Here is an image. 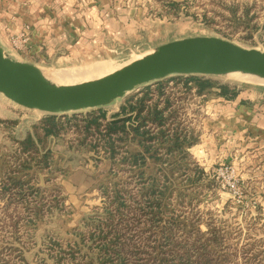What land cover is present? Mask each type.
<instances>
[{"label": "rangeland", "instance_id": "374dc122", "mask_svg": "<svg viewBox=\"0 0 264 264\" xmlns=\"http://www.w3.org/2000/svg\"><path fill=\"white\" fill-rule=\"evenodd\" d=\"M193 36H215L264 50V0H0V44L11 57L37 65L53 81L61 73L69 75L98 65L105 67L104 75L159 45ZM93 74L62 83L103 76ZM188 77L170 76L135 89L105 108L107 118L112 119L149 87L156 96V86L164 83L172 101L168 111L176 109L177 114L170 127L182 129L193 141L186 149L187 169L179 152L169 158L168 167L148 158L139 170L151 176L167 171L170 176L163 221H172L175 213L172 229L183 240L201 238L205 242L213 234L222 237L219 250L227 259L224 264H264V161L258 135L248 130L245 139H239V133L228 132L226 125L232 121L226 118V108L233 105L221 100L218 87L200 94L192 82V89L186 90L183 81L177 80L185 82ZM210 78L217 85L228 84L246 92L243 99L254 101L246 104L248 108L260 102L264 105L263 80L231 74ZM253 94L260 98L253 99ZM5 99L0 101V264H102V249L97 246L101 238L90 240V234L100 233L114 191L141 195L134 170L122 161L112 162L100 145L96 152L78 143L83 132L74 126L65 130L64 138L49 136L43 149L35 127L45 114L28 112ZM6 103L12 107L9 112ZM97 111L86 109L58 118H85ZM127 124L131 127L133 123ZM29 135L41 154L50 149L55 160L50 169L36 164L37 160L23 170L46 187L43 194L30 195L26 203L3 189L1 175L20 163L18 141ZM234 139L241 151H237L238 157L222 148ZM129 144L130 152L141 149L136 142ZM179 171H188L196 182H189ZM39 202H45V209L34 224L29 223V209ZM124 209L133 225L146 218L136 207ZM142 224L137 227H144Z\"/></svg>", "mask_w": 264, "mask_h": 264}, {"label": "trees", "instance_id": "16d2710c", "mask_svg": "<svg viewBox=\"0 0 264 264\" xmlns=\"http://www.w3.org/2000/svg\"><path fill=\"white\" fill-rule=\"evenodd\" d=\"M185 80L177 81H183L186 90L192 89L193 82L200 94L218 87V95L221 97L231 98L237 95V88H232L228 84L217 85L210 77L190 76ZM156 88L158 90L156 96L152 95L153 88H147L140 97L131 99L123 105L112 119H108L106 111L102 109L92 112L85 118L74 116L72 117L74 119L68 117L61 119L51 115L35 127V134L43 149H46L44 147L49 136L64 138L65 130L74 126L83 132L78 143H84L85 147L90 146V149L96 152H99L100 145V148L105 150L104 156L109 157L112 162L122 161L132 171L134 170L133 177L140 186L141 195L135 197L119 190L114 191L110 204L105 207L106 218L102 219L100 233L97 236L94 233L90 234V240L101 238L97 246L102 249L100 256L102 264H224L227 259L224 254H220L222 250H219L223 245L222 237L213 234L214 236L207 238L205 242H201V238L183 240L172 229L176 223L172 221L177 218L175 213L171 215L172 221H163L161 214L167 208L168 199L165 195L171 187L167 171H157L155 176L147 175V171H139L141 167L147 165L149 159H154L161 167H168L169 158L179 152L182 154L184 169L188 168L190 162L186 149L193 140L182 129L170 127L176 120V109L168 111L172 101L166 96L165 84L159 83ZM155 97L157 99H154ZM131 121L133 124L129 127L127 123ZM129 142H136L141 149L130 152L132 145ZM18 144L20 163L13 170L9 168L8 172H4L1 180L5 191L14 194L20 200H26L27 203L30 195L37 197L45 192L46 187L38 185L33 174L23 170L31 168L30 164L37 160L39 161L36 164L50 169L55 156L50 149L41 154L42 150L32 135L18 141ZM68 147L70 148L69 145ZM179 172L183 173L189 182H196L197 179L191 180L188 171ZM113 173L116 174V171ZM201 174L203 175V171L199 172V176ZM114 202L117 204L111 206ZM44 203L32 204V210L29 209V217L26 219L29 223L34 224L37 221L36 217L45 209ZM54 206L59 207L56 204ZM125 207L138 208L146 218L144 221L137 219L136 225L131 224V220L127 218L129 212L124 209ZM59 208L61 209L62 205ZM141 222L144 223L142 224L144 227H137ZM215 246L217 249L214 251ZM69 254L76 259L73 250H70Z\"/></svg>", "mask_w": 264, "mask_h": 264}, {"label": "water", "instance_id": "95a60500", "mask_svg": "<svg viewBox=\"0 0 264 264\" xmlns=\"http://www.w3.org/2000/svg\"><path fill=\"white\" fill-rule=\"evenodd\" d=\"M250 75L264 81V50L215 36L169 41L101 77L58 84L37 65L11 57L0 44V95L17 106L49 115L96 110L135 89L170 76Z\"/></svg>", "mask_w": 264, "mask_h": 264}, {"label": "crops", "instance_id": "0c3cea01", "mask_svg": "<svg viewBox=\"0 0 264 264\" xmlns=\"http://www.w3.org/2000/svg\"><path fill=\"white\" fill-rule=\"evenodd\" d=\"M231 87V86H230ZM234 88V87H232ZM237 88V95L231 98H225L223 97V99L221 98L222 101H225L226 103H228L229 107L231 108H226V114H227V119L229 120V123L232 121L234 122V126L233 123L231 122L230 125H226L228 132H234V133H239V135L237 136V138L239 139H243L244 137V133L246 131H250L253 130L255 134L258 135V143H260V154L262 155V159L260 157L261 160L264 161V105L261 104H257L255 105V107L253 109H250L246 106V104H253L254 101H248V99H243V94H245L242 90H240L238 87ZM247 94V93H246ZM253 99L256 97L260 98V94H253ZM253 99H249V100H253ZM5 98L3 96L0 95V101L5 102ZM247 101V102H246ZM7 102V101H6ZM232 104V105H231ZM5 107L7 108V112H9L8 109L12 108L10 103H6ZM23 108V107H22ZM106 107L103 108H99L105 111ZM26 111L28 112H39V111H35V110H29L24 108ZM98 109V110H99ZM238 109V110H236ZM261 109L263 110L260 114L257 113V110ZM97 110V109H96ZM238 111V112H237ZM42 113V112H40ZM45 114V117H42V120H45L48 116H51L49 114L43 113ZM54 116V115H52ZM55 116H59V115H55ZM241 127V131H239L238 127ZM231 130V131H230ZM241 134V136H240ZM240 136V137H239ZM245 139V138H244ZM236 139H234L232 142L226 143L225 147L222 146V148L227 149L226 152L229 156H236L238 157V153H237V144L234 142ZM244 149V148H243ZM238 152H241L240 150Z\"/></svg>", "mask_w": 264, "mask_h": 264}, {"label": "bare ground", "instance_id": "6f19581e", "mask_svg": "<svg viewBox=\"0 0 264 264\" xmlns=\"http://www.w3.org/2000/svg\"><path fill=\"white\" fill-rule=\"evenodd\" d=\"M87 69V68H86ZM82 70V71H80V70H76L77 72H72L71 74H67V72L66 73H61V74H59V75H57L56 77H55V81H53L51 78H49L46 74H45V72H44V75L49 79V80H51V81H53V82H55V83H58V84H63L62 82H70V81H68V80H71V78H75V77H81L82 78V76L84 77L85 75H91V74H93V73H101L102 74V72L103 71H105V67L104 66H102V65H98V66H96L95 68H91L90 67V69H88V70ZM109 72V71H108ZM94 75V74H93ZM98 75V74H97ZM103 75V74H102ZM105 75V74H104ZM233 77H235V78H250L251 76L250 75H244V74H240V73H233V74H231ZM87 77V76H86ZM60 82V83H59Z\"/></svg>", "mask_w": 264, "mask_h": 264}]
</instances>
